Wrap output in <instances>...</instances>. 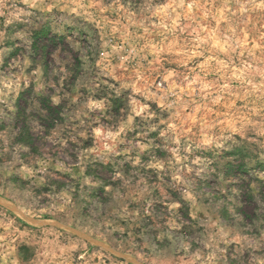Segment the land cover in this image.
<instances>
[{
  "label": "rangeland",
  "instance_id": "374dc122",
  "mask_svg": "<svg viewBox=\"0 0 264 264\" xmlns=\"http://www.w3.org/2000/svg\"><path fill=\"white\" fill-rule=\"evenodd\" d=\"M0 264H264V0H0Z\"/></svg>",
  "mask_w": 264,
  "mask_h": 264
}]
</instances>
